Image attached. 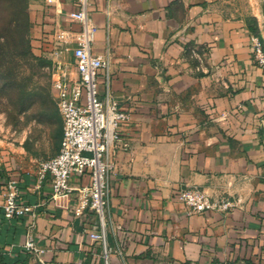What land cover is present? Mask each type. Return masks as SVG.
Wrapping results in <instances>:
<instances>
[{"label": "crops", "instance_id": "obj_1", "mask_svg": "<svg viewBox=\"0 0 264 264\" xmlns=\"http://www.w3.org/2000/svg\"><path fill=\"white\" fill-rule=\"evenodd\" d=\"M235 2L91 0L92 50L109 60L99 95L108 90L130 112L108 178L110 264H264V73ZM74 10V0H28L33 51L60 60L71 80ZM18 179V198L33 211L5 219L0 186V264L24 256L38 264L22 249L29 226L45 250L41 264H103L89 239L96 214L76 216L74 192L54 201L36 171ZM184 186L236 206L189 214L177 198Z\"/></svg>", "mask_w": 264, "mask_h": 264}, {"label": "built area", "instance_id": "obj_2", "mask_svg": "<svg viewBox=\"0 0 264 264\" xmlns=\"http://www.w3.org/2000/svg\"><path fill=\"white\" fill-rule=\"evenodd\" d=\"M74 3L75 10L69 18L80 26L77 44L72 50L77 78L71 80L67 67L55 60L53 92L62 120V137L58 152L39 163L36 184L40 187L49 180L54 201L74 192L73 212L76 216L85 211L96 214L97 228L89 233V239L100 245L103 264H110L106 215L108 178L115 168L112 150L119 141L118 130L130 119V112L121 108L108 90L104 98L100 97L98 73L101 69L108 71L109 60L92 50L98 26L89 10L91 0H74ZM249 41L252 60L264 73L262 41L256 35H250ZM58 54L55 52L56 56ZM83 176L89 178L88 183L72 185L75 179ZM18 184V177H10L1 186L2 211L7 220L33 211V206L19 200ZM177 198L189 214L226 213L236 206L233 199L212 198L196 186L180 188ZM22 249L44 263L45 250L36 244L32 226L26 231Z\"/></svg>", "mask_w": 264, "mask_h": 264}, {"label": "rangeland", "instance_id": "obj_3", "mask_svg": "<svg viewBox=\"0 0 264 264\" xmlns=\"http://www.w3.org/2000/svg\"><path fill=\"white\" fill-rule=\"evenodd\" d=\"M0 6L3 28L14 9L5 1ZM235 6L264 47V0H236ZM29 42L21 46L0 39V186L23 170L36 171L41 161L57 153L61 139L54 62L36 54Z\"/></svg>", "mask_w": 264, "mask_h": 264}, {"label": "trees", "instance_id": "obj_4", "mask_svg": "<svg viewBox=\"0 0 264 264\" xmlns=\"http://www.w3.org/2000/svg\"><path fill=\"white\" fill-rule=\"evenodd\" d=\"M5 1L7 5L13 6L14 13L11 20L3 28L0 27V39L6 42H15L19 45H25L29 40L31 23L28 13V0H0ZM1 7V6H0ZM251 35H257V30L249 26ZM259 37V36H258ZM30 43V42H29ZM62 136V131H61ZM28 254V253H27ZM27 264V257L19 258L12 264Z\"/></svg>", "mask_w": 264, "mask_h": 264}]
</instances>
